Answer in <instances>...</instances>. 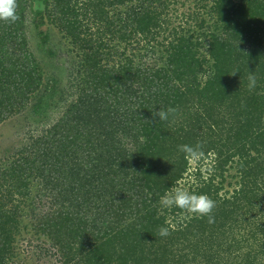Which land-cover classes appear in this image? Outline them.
Wrapping results in <instances>:
<instances>
[{"label":"trees","instance_id":"trees-1","mask_svg":"<svg viewBox=\"0 0 264 264\" xmlns=\"http://www.w3.org/2000/svg\"><path fill=\"white\" fill-rule=\"evenodd\" d=\"M17 4L15 22L0 20V122L29 102L41 115L66 108L0 166V264L30 232L61 264H264V0ZM30 24L41 46L54 27L76 49L72 87L42 81ZM185 144L201 145L200 163L214 155L211 168L192 171ZM191 173L189 191L216 202L212 222L159 204ZM46 198L48 210L24 212Z\"/></svg>","mask_w":264,"mask_h":264},{"label":"rangeland","instance_id":"rangeland-1","mask_svg":"<svg viewBox=\"0 0 264 264\" xmlns=\"http://www.w3.org/2000/svg\"><path fill=\"white\" fill-rule=\"evenodd\" d=\"M50 26L51 25H45L43 28ZM51 34H53V37L51 38L50 47L41 46L39 37L36 34V29L30 24L27 29V47L33 50L35 55L42 60V64L45 68L44 74L46 76L42 81H48L47 77H50L49 81L52 77H55L59 80L60 88H70L75 80L76 71L72 67L78 59L76 49L71 46V44L67 46L65 43L67 40L61 43L59 42L62 39L57 28L52 27ZM48 48H51L50 51L54 50V48L61 50L67 49V52L65 56H62L61 53L60 58H57L56 55L53 58L49 56L47 58L45 54H47ZM68 50L71 51H69L70 54ZM202 78L204 79L205 77ZM65 108V101L63 100V102H58V105L54 103L45 115H41L34 111L33 104L29 102L21 111L11 114L8 118L0 122V166L9 163L15 148L20 142L28 139L31 133L34 135V131L37 128L41 134H45L48 128H51L52 124L63 114ZM213 157L214 155L209 158H204L202 161L203 163H200L199 159L195 162L189 161L191 170H197L199 165H201L200 169L202 171L211 168L208 164H213L210 161ZM194 179L191 173L186 180L181 181L179 186H183L190 190V185L187 184V182L190 181L189 183H192ZM229 182L233 184L236 182V178L229 176L225 181V188L232 190L233 186ZM34 187L33 192L37 191L38 185L34 184ZM49 202L47 198L33 202V205L32 202H29L30 207L24 209V212L30 213L31 208H34L37 212H44L50 208L51 204ZM169 220H173V217L169 216ZM42 238L43 239H36L31 232L23 233L16 243L18 256L14 257L9 264H61L60 255L56 253L54 249H50L51 240L44 235Z\"/></svg>","mask_w":264,"mask_h":264},{"label":"clouds","instance_id":"clouds-1","mask_svg":"<svg viewBox=\"0 0 264 264\" xmlns=\"http://www.w3.org/2000/svg\"><path fill=\"white\" fill-rule=\"evenodd\" d=\"M17 0H0V20L6 22H15L18 19L17 15ZM237 73V72H236ZM234 73V74H236ZM248 89L254 90L257 87V77L254 72L248 76ZM175 111L174 108L169 107L166 110L159 109L153 112V116H158L159 120H167L170 113ZM143 139V137H141ZM201 145H181L180 151L185 153L186 158L190 162H195L199 159ZM162 208L171 209L173 207L180 209L186 213H195L200 216H208L209 222H212V212L216 207V202L206 193H198L196 191H189L183 186H176L170 192L166 191L159 200ZM172 226L165 221V224L159 227V236L166 237L170 234Z\"/></svg>","mask_w":264,"mask_h":264}]
</instances>
